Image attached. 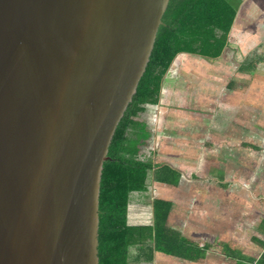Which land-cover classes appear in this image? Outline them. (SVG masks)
<instances>
[{
    "label": "water",
    "instance_id": "1",
    "mask_svg": "<svg viewBox=\"0 0 264 264\" xmlns=\"http://www.w3.org/2000/svg\"><path fill=\"white\" fill-rule=\"evenodd\" d=\"M169 0H0V264H98L101 171Z\"/></svg>",
    "mask_w": 264,
    "mask_h": 264
},
{
    "label": "crops",
    "instance_id": "2",
    "mask_svg": "<svg viewBox=\"0 0 264 264\" xmlns=\"http://www.w3.org/2000/svg\"><path fill=\"white\" fill-rule=\"evenodd\" d=\"M260 4L256 3L260 12L257 18H260L263 13V7ZM248 8L250 7L245 5L240 9L242 10L241 24L244 21L242 20L244 12L249 13L250 18L253 16ZM244 9L248 10L244 11ZM251 33L255 34L240 35L241 48L246 44H254L255 47L264 46L263 42H260L263 39L259 33L257 31ZM229 38V45L225 50L231 51L229 49L232 42L231 34ZM241 52H245L243 54V61H245L248 49L243 48ZM195 56L197 55L180 53L175 57L164 77L158 105L149 106L154 113L146 116L144 120L150 134L140 149L144 154L148 151L152 152L151 156L147 157L155 164L159 179L153 181L150 192H145L143 195L134 192L130 195L127 222L131 225L151 224V202L155 198L161 199L171 204L167 217V225L171 229L193 243L209 246L199 260L185 261L192 264H214L216 254L226 259L224 254L218 252V248L227 250L230 247L234 234L228 230L229 228L240 229L237 233L241 238L240 253L236 257H231L230 261L234 260L237 264L240 257L257 259L264 248L263 182L257 181L256 188L251 189L247 177L254 169L264 168V132L257 126H249L247 117L238 118L237 116H245L242 115L244 112L248 116V110H240L242 114L240 112L236 114L234 105L226 110V113H231L230 116L183 115L186 100L179 94L183 88L189 90V86L191 89L196 87L194 82L191 84L190 74L195 68L189 60ZM175 61H178L179 70L173 75ZM261 61L263 58L256 55L253 64ZM194 63L202 65L198 61ZM215 68L223 70V67L218 65H215ZM237 70H244L245 73L248 69L243 66L239 68L228 66L224 73H229V71L234 73ZM241 74H234V79L241 77ZM217 80L214 77L210 81L216 82ZM242 83L243 81L233 84L232 81H228L226 85L223 84L222 89L224 90L218 92L221 85L218 86V83L210 85L208 82L206 90L200 91L199 89L196 92L194 89L193 101H196L198 96L202 99L205 95L211 98L213 92L215 95L213 104L216 106V99L224 94V97H228L243 94L245 90L247 93V87ZM252 88L256 91L250 96L257 97L259 100L255 97L252 100L255 105L261 106L264 102L262 98L264 82L255 81ZM259 112L260 110L255 109L257 116H260ZM248 160L251 161L250 164ZM164 165L176 173L172 175L163 167ZM243 197H246L247 213L254 215L249 221L246 213L244 220L240 223L234 207L237 205L236 201ZM261 223L262 229L257 231ZM217 240L224 242L219 246L216 244Z\"/></svg>",
    "mask_w": 264,
    "mask_h": 264
},
{
    "label": "trees",
    "instance_id": "3",
    "mask_svg": "<svg viewBox=\"0 0 264 264\" xmlns=\"http://www.w3.org/2000/svg\"><path fill=\"white\" fill-rule=\"evenodd\" d=\"M243 1L169 0L148 62L115 128L108 158L103 163L98 197V264L151 263L156 252L197 261L209 248L207 244L202 246L183 238L167 225L171 209L167 201L152 200V223L149 225L128 224L127 212L130 195L150 192L153 181L159 179L155 164L147 157L152 152L144 154L140 146L150 134L144 119L154 113L149 106L159 103L169 67L180 53L207 59L221 57L228 48ZM252 62L245 60L244 64L251 66ZM163 167L172 175L176 173L168 166ZM237 264H264V248L257 259L240 257Z\"/></svg>",
    "mask_w": 264,
    "mask_h": 264
},
{
    "label": "rangeland",
    "instance_id": "4",
    "mask_svg": "<svg viewBox=\"0 0 264 264\" xmlns=\"http://www.w3.org/2000/svg\"><path fill=\"white\" fill-rule=\"evenodd\" d=\"M258 1L261 2L262 4H260ZM256 3L262 5L263 7L262 8L263 13L260 18L256 17L258 14H260V12L258 11L256 7L257 6ZM245 5L250 7L248 9L252 11L253 16L250 18L248 15L249 13L247 14L244 12L242 16L243 17L242 20L244 21H242V24H241L240 21H241L242 10L240 11V9L242 7H245ZM248 9H244V11ZM232 30L234 32L232 31L230 33L232 35V42H231V47H229L231 51L225 50L222 56L217 59H207V58H203L199 56H195L194 58L189 59L194 65L193 67L195 68V70L190 74L191 84L194 82L196 84V87L191 89L189 86V90H185V88H183V90H180L179 96L180 97L184 96L186 100L185 105H184L183 115L184 116H230L231 113H226V110L230 109V106L232 107L234 105L236 108V114L238 112L242 114L241 111L248 110V116H246V112H244V114L242 115H245V116H237L238 118L247 117L249 121V124H248L249 126L251 125L257 126L264 132V102L261 106L259 104L255 105L254 100H252L255 96L253 97L250 96L251 93L256 91L255 88H252L255 81L256 82L258 81L259 83L264 82V46L255 47L254 44L252 45L246 44V46L244 45V47L242 48L240 46V44L242 43V40L240 39V35L241 34H248V35L255 34V33H251L252 31H257L259 33L260 37L263 39L260 42H263V45H264V0H244L241 6L239 7V11L237 13V20L234 21ZM241 32H244V33H241ZM243 48L244 50L248 49V56L246 58L248 62L250 60L254 61L256 55H258L260 58H263V61L255 65L251 64V66H247L248 63L244 64V61H243V56H244L243 54H245V52L244 53L241 52V49ZM195 61L201 62L200 64L202 65L195 64L194 63ZM252 63H255V62H252ZM177 64H178V61H175L173 64V73H172L173 75H175L176 71L179 70V65ZM203 65L205 67H203ZM215 65L223 67V70L215 68ZM228 66H231L233 68L234 67L239 68L240 66H243L245 68L247 67V69L249 70H247V72L245 73L243 72L244 70L243 71L237 70L236 71L237 73H242V74H241V77H238V79H234V74H237L236 72L233 73L229 71V73H224ZM214 77H216L218 80L216 82L210 81ZM228 81H232L233 84L243 81L242 84H245V87H247V93H245L246 91L245 90L243 94H237V95L228 96V97H224L225 95L224 94L220 96L218 99H216V106L213 104V100L215 98V95L213 92H212V95L210 96L211 98L205 95L206 97L204 96V98L202 99L201 96L200 97L198 96L197 97L198 99L196 101L195 100L193 101L192 95H195L194 89H196V92L199 91V89L200 91L203 89L206 90L207 88L206 85L209 82L210 85H214V83H218V86L221 85V87L217 91L222 92L224 90L222 89L224 88L223 84L226 85ZM230 84L228 85V87L230 86ZM188 93L189 95H187ZM255 98L258 99L257 97ZM262 98L264 100V96H262ZM249 99L252 101H250ZM255 109L260 110V112L258 113L260 114V116H257L255 114ZM254 126L252 127L254 128ZM263 143H264V140H263ZM250 162L251 161L248 160L249 164ZM247 181H249V186L251 187V189L256 188L257 181H262L263 191H264V168L262 170L254 169L251 174H248ZM236 202H237V205H235L236 207H234V209L236 210L239 216L238 218L241 223V221L244 220L246 213H247L246 197H243L241 200H237ZM257 205L260 206L258 202H257ZM253 215L254 214L247 213V216H249V221L253 219ZM261 229H262V223L260 224L257 231H260ZM228 230L234 234L230 247L227 250L218 248V252L224 254L226 259H223L222 257L219 256V254H216V257L214 258L215 259L214 264H235L234 260L230 261V259L231 257H236L240 253L239 250H240V245H241V241H240L241 238L237 233L239 232L240 229L237 230L235 228H229ZM217 239H219V237ZM222 242L224 241L217 240L216 244L221 246ZM235 242H237V244ZM134 250L135 249H133L132 251ZM130 264H192V263L185 261L183 259L177 258V257L164 256L163 254L156 252L154 253V257L151 263L150 262L137 263V262L131 261Z\"/></svg>",
    "mask_w": 264,
    "mask_h": 264
}]
</instances>
